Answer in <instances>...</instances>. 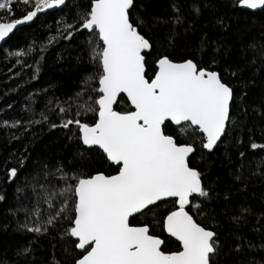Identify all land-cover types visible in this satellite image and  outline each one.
Masks as SVG:
<instances>
[{
    "label": "snow or ice",
    "instance_id": "1",
    "mask_svg": "<svg viewBox=\"0 0 264 264\" xmlns=\"http://www.w3.org/2000/svg\"><path fill=\"white\" fill-rule=\"evenodd\" d=\"M65 3L0 0V41L14 29L19 30L17 26L32 22L39 13ZM18 4L25 6L21 18L14 16ZM233 6L264 10V0H233ZM139 8L143 11L145 6ZM136 9V0H89L73 23H65V39L80 30L90 34L86 40L87 58L93 70L85 75L83 88L76 94L79 98L87 92L88 97L78 105L73 118L62 124L66 129L76 126L69 139L77 140L83 150L76 152L74 171H66L59 162L54 170L44 166V180L57 178L62 184L58 190L55 185L49 190L40 183L39 173L33 177L27 187L35 203L31 208L16 210L26 217L19 230L43 235L50 228L62 226L61 239L67 238L72 245V251L65 249L71 264H255L240 258L245 246L249 251L255 247L239 231L250 209L241 207L228 215L236 243L225 244L220 239L222 222L212 207L221 194L213 184L205 183L206 172L193 163L197 156V162L204 163L206 152L211 154L229 138L243 147L239 133L247 129V92L237 93L218 70L221 45H216L207 63L195 56L175 60L173 54L159 51L148 34L169 21L152 17L150 26ZM172 9L174 15L169 19L173 25L183 24L180 7L173 3ZM193 11L198 15L200 9L193 4ZM217 24L223 27V19H217ZM177 35L174 27L166 38L168 47H175ZM200 43L203 51L209 44L206 34ZM248 48L255 50L248 66L256 65L258 59L257 71L264 70V44H250ZM227 54L225 49L223 55ZM242 71L240 67L225 70L230 77H238ZM242 83L247 88L255 80ZM117 105H123V109ZM261 109L253 111L264 117ZM59 110L68 112L64 107ZM89 113L94 117L90 122L83 119ZM247 130L248 147L253 152L264 150V143L255 142L252 130ZM261 133L264 135V128ZM95 156L112 168L111 174L91 170ZM239 157L242 169L246 152L239 151ZM25 159L19 160L20 168L25 166ZM256 168L253 175L264 176V156ZM18 174L19 169L12 167L5 178L13 182ZM234 176L237 181L245 179L242 172H234ZM223 198L227 200L228 194L224 193ZM4 200L5 196L0 195V201ZM41 203L48 205L43 213ZM32 216H36L35 221ZM257 223L264 228V219L258 218ZM158 228L169 240L174 238L177 250L165 251L166 240L156 233ZM260 247L264 249V244ZM30 252L29 245L20 248L17 255L27 256ZM233 252L238 258L230 260Z\"/></svg>",
    "mask_w": 264,
    "mask_h": 264
},
{
    "label": "trees",
    "instance_id": "2",
    "mask_svg": "<svg viewBox=\"0 0 264 264\" xmlns=\"http://www.w3.org/2000/svg\"><path fill=\"white\" fill-rule=\"evenodd\" d=\"M88 3L89 0H69L63 10L38 16L30 26L19 29L0 48V195L5 196V200L0 201V264H54V261L71 264L72 258L65 249L72 251V245L67 238L61 239L62 226L50 228L43 235L19 230V225L25 222L26 217L23 211L16 210L22 206L33 207L35 199L27 185L33 182L37 173L40 174V183H45L49 190H52L53 185L56 190L62 186L55 177L44 180L45 165L49 170H54L59 162L66 171H74L76 152L78 149L83 150L77 140L69 139L76 126L69 125L66 129L62 124L73 118L79 110L78 105L83 104L88 97L87 92L79 98H76V94L83 88L81 82L85 75L93 70L87 58L86 40L90 34L87 30H80L74 32L70 39H65L67 32L64 25L73 23L78 18L77 13ZM173 3L180 7L184 21L178 26H174L169 19L174 15ZM136 4L135 11H141V4L145 6L141 15L149 20L150 26L152 17L169 21L158 25L148 34L159 51L173 54L175 60L195 56L207 63L216 45L222 46L218 70L237 93L247 92L244 101L249 113L247 129L252 130L255 142L264 143V135L261 133L264 117L258 111H253L264 105V70L257 71L260 67L258 59L256 65L248 66L255 51L248 46L264 44V10L245 11L234 7L233 0H136ZM193 4L200 9L198 15L193 11ZM14 7V16L21 18L25 6L18 4ZM217 19H223V27L217 24ZM174 27L178 35L173 48L168 47L166 38L171 35ZM205 34L209 44L201 51L200 42ZM225 49L228 50L226 56L223 55ZM15 52H23L24 55H11ZM237 67L243 69L238 77H230L225 72L226 69L235 70ZM251 79L255 80V84L244 88L242 81ZM60 107L68 109L67 114L61 113ZM117 107L123 109V105ZM45 116L47 119H44ZM83 119L90 122L94 117L89 113ZM14 123L16 126L12 127ZM247 129L239 133L244 142L243 147L229 138L211 154L206 152L204 163L197 162L199 156L193 163L206 172L205 183L213 184L221 194L220 199L212 202L222 222L220 239L225 244L235 245L236 241L231 235L235 229L227 223V217L238 212L241 207H247L250 214H246L247 221L239 231L255 247L249 251L245 246L240 258L264 264V249L260 247L264 244V228L257 223L258 218L264 219L261 216L264 214V176L253 175L257 171L256 164L260 157L264 156V150L253 152L248 147ZM241 150L247 155L242 169L239 157ZM22 157L26 158L25 166L20 168L19 160ZM95 160L96 163L90 166L92 171L112 173V168L105 165L102 158L95 156ZM12 167L18 168L19 174L13 182H8L6 171ZM234 172H242L245 179L237 181ZM17 188L22 191L17 192ZM224 193L228 194L227 200L223 198ZM53 203L59 206L58 201ZM40 209L43 213L48 205L41 203ZM31 220L35 221L36 216H32ZM253 228L261 230L256 232ZM155 231L166 240L165 251L177 250L178 245L174 239L169 240L159 228ZM29 245L30 254L17 255L20 248ZM237 258L233 252L230 260Z\"/></svg>",
    "mask_w": 264,
    "mask_h": 264
},
{
    "label": "water",
    "instance_id": "3",
    "mask_svg": "<svg viewBox=\"0 0 264 264\" xmlns=\"http://www.w3.org/2000/svg\"><path fill=\"white\" fill-rule=\"evenodd\" d=\"M68 2H69V0H66V3H65V5H61V6H59L58 8H53V9H48V10H45V12H43V13H39L38 14V16H40V15H45V14H47V13H50V12H54V11H60V10H63L65 7H66V5L68 4ZM242 10H245V11H250V12H257V11H261V10H259V9H257V10H250V9H246V8H241ZM37 16V17H38ZM36 17V18H37ZM36 18H34V20L32 21V22H28V23H26V24H24V25H20V26H17L18 27V29H21L22 27H24V26H30L34 21H35V19ZM18 30H16V29H14L13 30V33H10L9 34V37H6L5 38V40L4 41H0V48L3 46V45H5L7 42H8V40L17 32ZM117 107V106H116ZM174 239V238H173Z\"/></svg>",
    "mask_w": 264,
    "mask_h": 264
},
{
    "label": "flooded vegetation",
    "instance_id": "4",
    "mask_svg": "<svg viewBox=\"0 0 264 264\" xmlns=\"http://www.w3.org/2000/svg\"><path fill=\"white\" fill-rule=\"evenodd\" d=\"M167 235V234H166Z\"/></svg>",
    "mask_w": 264,
    "mask_h": 264
}]
</instances>
